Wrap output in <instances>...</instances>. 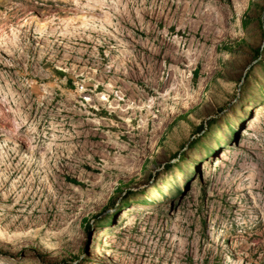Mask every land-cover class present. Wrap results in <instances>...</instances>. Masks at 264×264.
Segmentation results:
<instances>
[{
  "label": "rangeland",
  "instance_id": "1",
  "mask_svg": "<svg viewBox=\"0 0 264 264\" xmlns=\"http://www.w3.org/2000/svg\"><path fill=\"white\" fill-rule=\"evenodd\" d=\"M0 264H264V0H0Z\"/></svg>",
  "mask_w": 264,
  "mask_h": 264
}]
</instances>
